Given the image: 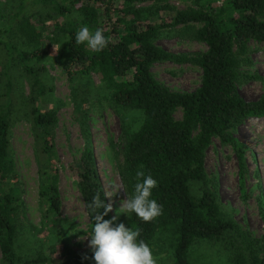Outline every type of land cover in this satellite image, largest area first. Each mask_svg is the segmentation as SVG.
<instances>
[{
  "label": "trees",
  "instance_id": "obj_1",
  "mask_svg": "<svg viewBox=\"0 0 264 264\" xmlns=\"http://www.w3.org/2000/svg\"><path fill=\"white\" fill-rule=\"evenodd\" d=\"M170 1L8 0L0 5L1 264H95L91 248L82 254L67 248L63 262L43 249L55 253L53 241L63 243L68 234L56 182L58 120L48 63L67 77L73 120L83 141L76 167L68 166L88 219L82 235L91 239L93 233L95 213L87 207L92 198L99 193L107 204L89 126L91 104L102 91L105 101L121 112L117 175L124 197L134 194L136 172L143 171L158 181L151 198L163 208L152 222L130 213L116 223L139 230V239L152 251L163 242L161 247L168 253L164 264H194L189 250L197 239L221 243L232 264H264V234L262 239L254 238L222 214L214 182L204 170L205 152L217 139L234 152L238 187L244 193L246 147L234 132L250 118H264V97L246 101L238 87L243 78L258 79L244 76L240 69L251 65L247 44H264V0H175L189 3L183 10H174ZM85 25L92 31L103 29L110 40L103 51L93 52L75 42L77 30ZM178 26H196L193 38L205 50L172 54L154 45L161 31ZM163 62L198 66L199 87L176 92L158 82L150 68ZM177 110H181L180 120L174 118ZM128 114L136 115L138 123L130 121ZM19 123L28 124L33 139L40 227L49 235L39 250L32 244L34 228L25 222L23 191L12 154V129ZM257 213L264 229L262 198ZM105 219H112L111 214Z\"/></svg>",
  "mask_w": 264,
  "mask_h": 264
},
{
  "label": "rangeland",
  "instance_id": "obj_2",
  "mask_svg": "<svg viewBox=\"0 0 264 264\" xmlns=\"http://www.w3.org/2000/svg\"><path fill=\"white\" fill-rule=\"evenodd\" d=\"M6 1L8 0H0V5ZM169 4L174 10H183L189 6V3L175 0H171ZM195 28L196 26L190 29L178 26L174 29H165L154 40V45L172 54L193 55L203 52L205 46L193 38ZM47 30L50 29L47 27ZM45 45L43 41L41 47L45 48ZM246 58L251 65L241 67L240 72L246 77L256 76L258 79L243 78L238 90L244 100L255 101L264 97V44L248 43ZM150 69L154 78L172 91L192 92L200 85L201 70L192 63L163 62L153 64ZM47 71L54 80L58 120L54 153L58 168L56 182L60 199V216L68 225V234L63 238V243L53 241L56 243L55 253L52 254L48 247L43 249L44 253H50L54 259L63 262L62 254L67 251V248L76 254H82L90 248L89 237L82 235L89 225L88 219L83 211L73 175L68 170L70 165L76 167L82 152L83 141L79 127L73 120L70 84L66 75L52 63L47 64ZM92 79L98 87V78L93 75ZM89 112L93 156L104 194L112 192L114 185L122 189L117 175V166L121 162L118 148L119 136L122 132L121 112L115 111V108L105 101L102 91L91 104ZM126 117L138 123L139 118L136 115L128 114ZM174 118L181 119V110L174 113ZM234 137L246 147L243 171L244 193L242 194L238 187V166L234 152L228 147H223L217 139L212 140L205 152L204 170L207 178L214 182L216 201L222 214L243 231L250 233L252 237L262 239L264 229L257 213V202L261 198L264 200V118L246 120L236 129ZM11 144L15 169L23 191L21 199L24 205L25 222L34 228V233L31 235L32 244L37 248L36 250H39L42 241H47L49 235L47 230H42L40 227L37 168L33 156V139L28 124L19 123L14 126ZM105 198L107 204L113 205L111 216H117V220L124 219L126 214H117L121 200L125 199L123 191ZM25 241L28 242L27 240L20 242L25 244ZM161 245L163 242L160 241L153 247L157 264H164L168 260L167 249ZM223 248L221 243L197 239L189 250L190 261L194 264H232Z\"/></svg>",
  "mask_w": 264,
  "mask_h": 264
},
{
  "label": "clouds",
  "instance_id": "obj_3",
  "mask_svg": "<svg viewBox=\"0 0 264 264\" xmlns=\"http://www.w3.org/2000/svg\"><path fill=\"white\" fill-rule=\"evenodd\" d=\"M75 42L86 44L93 52H101L109 45L110 40L104 35L103 29L92 31L85 25L77 30ZM136 180L134 194L126 195V198L121 200L117 214L135 213L143 222H152L163 214L162 205L151 198L158 181L150 174L145 175L143 171L136 172ZM121 190L114 185L112 192H105V196H114ZM87 207L95 213L93 233L89 241L95 264H157V258L149 244L139 239V230H133L122 222L116 223L117 216L105 219L113 211V205L105 204L99 193ZM101 209L104 211L101 212Z\"/></svg>",
  "mask_w": 264,
  "mask_h": 264
}]
</instances>
